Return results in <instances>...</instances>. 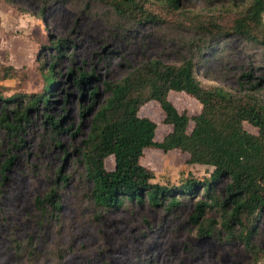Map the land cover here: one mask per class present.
<instances>
[{
	"label": "rangeland",
	"instance_id": "rangeland-1",
	"mask_svg": "<svg viewBox=\"0 0 264 264\" xmlns=\"http://www.w3.org/2000/svg\"><path fill=\"white\" fill-rule=\"evenodd\" d=\"M151 1L159 9L161 0ZM249 2L179 0L178 6L187 15H232ZM14 3L0 0V63L18 69L15 77L0 80V113L4 97L42 90L45 80L38 54L43 44L49 39L66 38L67 53L64 49L56 62L58 82L50 95L51 106L30 111V121L21 131L23 144L12 146L11 137L0 128V159L10 152L17 155L12 165L0 169V264H245L248 252L242 242L226 240L221 231L220 237L215 235L216 230L214 234L200 233L198 224L190 218L192 198L182 197V203L172 209L128 199L114 207L98 206L90 194L92 180L78 161L77 147L89 128L91 111L85 106L94 100L90 91L97 87L93 103L103 100L104 79L117 80L143 60L180 62L192 55L198 76L205 82L230 90L258 82V89L264 90V47L232 35L210 40L208 49L198 52L201 37L194 26L177 24L170 14L166 21L139 22L119 14L104 0ZM172 11L179 13L177 9ZM41 57L47 62L53 59L51 51H44ZM70 67L92 72L84 90L76 86ZM168 98L175 109L186 110L189 115L201 107L185 90H172ZM8 103L5 110L12 116L14 105ZM43 111L64 119L63 126L68 128L57 134L61 144L51 139ZM139 113L156 122L155 140L171 129L156 100L145 102ZM192 124L190 121L189 129ZM187 159L188 153L177 147L164 150L154 145L140 155V163L152 171L154 181L178 182L189 170L200 177L212 169ZM112 164V158H108L106 168ZM60 166L62 174H68L64 181L56 172ZM56 186L59 207L54 209L45 201L42 212L36 197ZM259 229L254 240L264 248V220Z\"/></svg>",
	"mask_w": 264,
	"mask_h": 264
},
{
	"label": "trees",
	"instance_id": "trees-1",
	"mask_svg": "<svg viewBox=\"0 0 264 264\" xmlns=\"http://www.w3.org/2000/svg\"><path fill=\"white\" fill-rule=\"evenodd\" d=\"M104 1L119 14L139 22L166 21L170 14L171 21L194 26L201 37L198 52L208 49L210 40L232 35L264 47V0H250L245 9L232 15H187L178 6L179 0H161L159 9L154 8L156 5L151 0ZM6 2L15 4L14 0ZM176 9L179 13L172 11ZM66 46L67 40L62 37L49 39L42 45L38 54L45 80L41 91L17 92L4 97L0 128L11 137L12 146L23 144L21 131L25 122L30 121V111L51 106L50 95L58 82L56 62L64 49L67 53ZM44 51H51L53 59L49 62L41 57ZM17 70L12 64L0 63V80L15 77ZM69 73L74 75L80 90L93 77L92 72L79 67H70ZM258 86L255 82L230 90L218 83L205 82L198 76L197 62L192 55L180 62H165L160 58L143 60L117 80L104 79L103 100L93 103L97 87L90 91L94 100L85 106L91 111L89 128L77 147L78 161L83 163L84 173L93 183L90 194L94 202L107 208L128 199L163 204L172 209L182 203V197L192 198L194 209L190 218L198 224L201 234H214L218 229L217 237L221 231L226 240L244 244L248 252L245 264H264V248L254 240L260 230L259 223L264 220V90ZM172 90L190 93L201 104L200 110L189 115L186 110L175 109L168 98ZM150 100L159 103L165 120L171 124L160 140L153 138L156 122L139 113L141 106ZM8 101L14 105L12 116L5 110ZM22 101L25 103L18 105ZM43 113L51 139L61 144L57 134L68 128L63 126L64 119L47 111ZM190 121L193 124L189 129ZM245 123L256 130L246 128ZM151 145L164 150L177 147L188 153L189 163L209 165L212 169L200 177L189 170L178 182L154 181L152 171L140 163V155ZM16 156L10 152L0 159V169L12 165ZM108 158L113 160L109 169L106 168ZM56 172L63 181L67 179L68 174H62L61 166ZM57 190L58 186L52 187L44 196L36 197L42 212L45 201L54 209L59 207Z\"/></svg>",
	"mask_w": 264,
	"mask_h": 264
}]
</instances>
